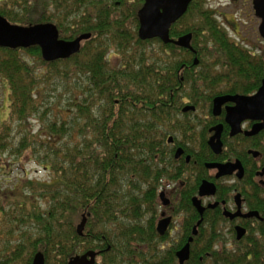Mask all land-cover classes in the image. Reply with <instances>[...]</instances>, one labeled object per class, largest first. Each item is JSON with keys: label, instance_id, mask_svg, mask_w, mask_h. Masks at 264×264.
<instances>
[{"label": "trees", "instance_id": "16d2710c", "mask_svg": "<svg viewBox=\"0 0 264 264\" xmlns=\"http://www.w3.org/2000/svg\"><path fill=\"white\" fill-rule=\"evenodd\" d=\"M128 3L0 0V15L12 23L52 22L66 40L91 33L78 53L54 62L44 61L38 46L0 47V77L10 89L12 105L7 122L0 126V154L8 151L17 159L29 157L50 174L43 181L26 175L5 187L0 183V264H31L38 252L44 254L46 264H69L72 257H85L90 251L98 252L97 264L99 257L102 264H177L175 252L190 230L177 245L162 250L154 226L148 238L145 223H134L142 217L143 206L151 204L147 192L142 188L136 192L134 185L146 186L160 178L157 155L165 134L162 117L171 115V108L163 109L164 100L170 102L180 92L194 97L214 83L207 70L211 65L205 62H212L215 54L202 45H194L195 54L159 38L142 40L138 10L144 0H135L124 11ZM195 8L193 3L174 23L171 37L194 31L191 25H179ZM198 11L203 18L198 24L201 35L209 24L205 12ZM212 35L228 48L219 32ZM152 43L157 44L156 50L147 47ZM113 49L116 54L112 56ZM24 53L49 70L45 78ZM243 53L230 47L232 64L247 62ZM117 55L121 64L112 66L110 60ZM194 58L199 59V66H194ZM221 59L217 63L223 65ZM53 74L72 81L68 109L60 101H46L47 91L41 85ZM179 74L184 81L178 79ZM263 77L264 67L259 78ZM183 83L189 86L182 87ZM33 117L42 123L37 134L25 125ZM11 121L25 126L26 133L18 142ZM252 200L256 208L259 201ZM83 215L88 219L80 235L77 226ZM204 230L202 226L186 264H264V226L257 238L249 236L246 246L235 254L214 249L217 237L206 238Z\"/></svg>", "mask_w": 264, "mask_h": 264}, {"label": "flooded vegetation", "instance_id": "af4514ba", "mask_svg": "<svg viewBox=\"0 0 264 264\" xmlns=\"http://www.w3.org/2000/svg\"><path fill=\"white\" fill-rule=\"evenodd\" d=\"M193 3L197 6L189 15L194 30L190 32L192 33L191 44L195 49L193 53H197L195 46H199V48L201 46L198 40H204L203 37L206 36L208 44L206 48L215 54L212 62L207 64L211 65V68L208 67L207 70L212 72L214 66H221L224 71L222 75H220L221 73L213 74L211 79L214 83L205 85V87L211 89L218 84H223L224 87L222 90L196 92L194 97L187 92H180L170 102L164 100L163 109L171 108V115L169 118L167 115L162 117L161 128L165 134L161 139L157 155L160 178L156 183L146 182V186L143 188V191L147 192V202L151 200L149 205L151 210H153L157 197L160 202L158 219L155 220L156 216L152 215L153 217L146 222L148 238L151 233L150 227L154 226L157 237H159V246L164 250L173 247L174 244L177 245L190 230L185 243L175 252L177 264H179L178 251L192 237L191 258L192 244L199 235L202 226L206 227L204 230L206 238L217 237L214 249H217V244L224 242L225 247L235 248L237 246L240 250L246 246L248 237L253 234L257 238L260 228L264 226V205L261 204L264 200V129L254 135L247 134L261 121L245 119L241 123V131L233 135L231 134L232 126L226 117L232 109L236 108V101L228 99L221 105L219 114H215V99L217 97L253 96L262 85L264 77L261 79L259 76L264 67V0H192L189 7ZM198 8L205 12L206 22L209 24L201 35L198 32V24L203 23V18H199ZM214 31L219 32L224 38L227 49H224L216 41L217 38L212 35ZM178 37L180 36L176 38ZM230 47L244 52L247 62L232 64V59L229 56ZM220 53L222 59L219 58ZM219 59L223 65L217 63ZM110 62L112 66H116L114 61L110 60ZM115 62L121 64L119 60ZM193 64L199 66L200 61L193 62ZM177 77L181 81L185 80L181 74ZM257 82L259 84L256 86ZM181 86L186 88L189 85L183 83ZM205 101L208 103H203ZM201 104H204V110L209 116L204 117L205 132L199 138L194 139L195 137L190 133L198 121L197 112ZM190 105L195 106V110L185 111V107ZM217 125H222V151L220 153L215 152L209 143L210 138L216 132L211 129ZM253 152H258V154L255 155ZM237 161H240L244 168V176L241 178L238 176L239 168L233 173L217 177L219 169L208 166L212 163L225 164ZM230 179L233 182H229ZM205 181L215 185V194L200 195V188ZM221 191L223 194H220ZM238 195L240 196L237 199ZM195 197L201 200V205L205 208L202 215L193 202ZM253 197L259 201L256 208L252 206ZM250 212H258L259 215L246 216ZM229 214H236V216L233 217ZM177 216L181 217L177 242L169 245L173 242L169 239L174 231V222ZM199 221H201L200 225H198ZM162 222L163 233L159 230V225ZM227 224H229L228 233L232 240L229 244L222 238L219 239L223 233V227ZM196 226L197 234H194ZM238 227L245 231L241 238H238ZM236 252L233 251V253ZM88 260L89 256L83 261L87 262Z\"/></svg>", "mask_w": 264, "mask_h": 264}, {"label": "water", "instance_id": "95a60500", "mask_svg": "<svg viewBox=\"0 0 264 264\" xmlns=\"http://www.w3.org/2000/svg\"><path fill=\"white\" fill-rule=\"evenodd\" d=\"M192 0H144L142 7L138 10L139 29L138 35L142 40L159 38L163 43H172L176 46L195 51L191 44L192 33L184 34L178 38L171 37V26L180 18L184 16L188 10L189 4ZM91 38V33L80 34L72 40L62 39L60 32L55 23H37L31 25L15 24L10 22L5 16L0 15V47L6 48H30L38 46L41 50V56L46 62H54L61 59H68L81 50L83 41ZM195 63L199 62L195 58ZM228 99L236 101V108L232 109L226 120L232 126L231 134H236L241 131V123L245 119H257L261 122L257 123L248 135H254L264 129V79L258 92L253 96H220L215 99V114H219L220 107ZM195 110V106L190 105L185 107L186 110ZM211 130L216 131L210 138V146L217 153L222 150L221 131L222 125H217ZM255 155L258 152H253ZM209 167L218 168L219 173L217 177L233 173L234 170L239 168L238 176H244V168L240 161L236 163H212L208 164ZM216 187L213 183L205 181L200 188V195L215 194ZM240 195L237 196V199ZM195 206L198 208L202 215L205 208L201 205V200L198 197L193 199ZM230 216H236L229 214ZM239 215V213H237ZM259 215L258 212H250L246 216ZM88 216L83 215L82 221L77 226V231L80 235L84 234L87 224ZM201 221L198 222L200 225ZM162 223L159 225L161 233ZM166 227V224H164ZM245 231L238 227V238L244 235ZM194 234H197V226L194 228ZM193 238L178 251L177 256L179 264H185L190 258V244ZM97 252H88L87 255H76L72 257L69 264H96ZM89 256L87 262L83 261ZM31 264H46L45 257L42 252H38Z\"/></svg>", "mask_w": 264, "mask_h": 264}, {"label": "rangeland", "instance_id": "374dc122", "mask_svg": "<svg viewBox=\"0 0 264 264\" xmlns=\"http://www.w3.org/2000/svg\"><path fill=\"white\" fill-rule=\"evenodd\" d=\"M135 0H129V3L127 4V8H125L124 11H126L128 9V7H131L134 4ZM10 21V20H9ZM183 25H179V27L184 26L185 24L188 25H192V20H191V16H187L184 21L182 22ZM137 30V29H136ZM202 46H208V44L206 42H204L203 44H201ZM148 48H152L153 50H156L157 48V44L156 43H152V45H147ZM208 50V49H206ZM110 53L116 54V50H110ZM24 55L26 56V58L28 59V61H30L32 64H37V68L38 71L40 73L41 76L45 75L46 71L48 70L47 68H43L41 67V62L36 59L34 56L24 53ZM112 61H114L115 64H118V62H115L116 60H121V57H112L111 58ZM39 62V63H38ZM121 62V61H120ZM205 64H209V62H205ZM120 65V64H119ZM49 71V70H48ZM52 71V69H51ZM223 70L221 68V66L215 67L212 69V74L214 75H218L220 73H222ZM50 75H48L49 77ZM43 78H45V76H43ZM81 78L83 79V76H81ZM81 79V83H83V80ZM42 88H45L46 92V101L47 102H55V101H60L61 106L65 107L68 109L67 106V100L69 97H71L72 95V81L66 80V78H62L60 75H56L54 76L51 75V79L50 81L47 79V83L42 84L41 85ZM215 87V86H214ZM224 87L223 84H218L216 85L215 88H211L208 89V87H203V90H222ZM82 94V93H81ZM46 102V103H47ZM203 103H208L207 101L203 102ZM12 110V105H11V99H10V89L8 88L6 81L2 80V77H0V126L2 122H7L8 118H9V114ZM58 110V109H57ZM55 113V112H54ZM205 116H209L207 111L204 110V104L200 105V108L197 112V122H196V126L194 127V130L190 133V135H192L193 137H195L194 139L199 138L202 133H204L205 131V120L204 117ZM12 123V128L13 130V137L16 139V141L18 142V140L26 133L25 131V126H21L19 125L18 121H11ZM29 124L28 129H30L32 131L33 134H37L38 131L42 128V123L36 119L35 117L29 119L28 123H26L25 125ZM18 125H19V129H18ZM199 142V141H198ZM3 167H6L5 169ZM28 175L29 179H36V180H46L49 177V172H47L40 164H38L36 162V160H30L29 157H26L24 159H17L16 156L11 155L10 152H5L4 154H0V183L2 186L5 187V185H9V183L13 182L17 177H23ZM8 181H6V179H8ZM229 182H233L231 179ZM12 184V183H11ZM134 190L136 192H142L141 188H145L144 184H139L136 186L134 185ZM159 198L157 197V201L154 202V206H153V210H151L149 208V205H144L143 206V215L142 217H140V220H134V223L137 224H144L146 225V222L151 219L153 216L155 215L156 218L155 220L158 219V214L160 211L159 208ZM180 222H181V217H176V220L174 222V231L171 235V238L169 240H173V242L169 243L173 244L176 241L177 235H178V230H180ZM228 225H225L223 227V233H221L222 235L220 236L219 239H223L225 242H227V244H229L232 240H231V235L228 233ZM175 245V244H174ZM83 247L86 248V246L83 245ZM217 249L219 248V250H227L228 252L233 253V251L236 250H240L239 247H235V248H227L224 245V242H220L219 244H217ZM98 263L102 264L103 263V259L102 257L98 258Z\"/></svg>", "mask_w": 264, "mask_h": 264}]
</instances>
